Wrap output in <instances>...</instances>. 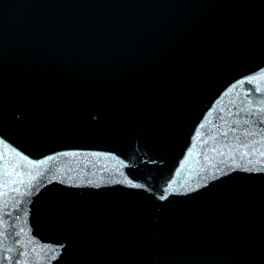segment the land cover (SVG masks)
<instances>
[{"label":"water","instance_id":"1","mask_svg":"<svg viewBox=\"0 0 264 264\" xmlns=\"http://www.w3.org/2000/svg\"><path fill=\"white\" fill-rule=\"evenodd\" d=\"M237 0H0V264H239Z\"/></svg>","mask_w":264,"mask_h":264}]
</instances>
